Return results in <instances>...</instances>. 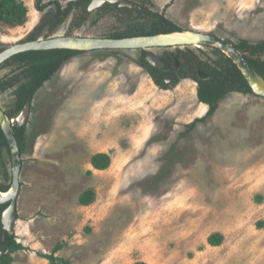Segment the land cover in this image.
Wrapping results in <instances>:
<instances>
[{
    "label": "rangeland",
    "instance_id": "374dc122",
    "mask_svg": "<svg viewBox=\"0 0 264 264\" xmlns=\"http://www.w3.org/2000/svg\"><path fill=\"white\" fill-rule=\"evenodd\" d=\"M22 1L27 21L0 24V49L21 42L53 6L39 11L34 0ZM55 1L65 7L70 0ZM140 1L183 29L264 40V0ZM107 4L88 11L80 26L73 24L81 10L72 9L56 36L72 28L76 36L102 37L133 19ZM212 48L191 46L207 61L221 56ZM166 50L175 48L148 51ZM139 56L140 49L83 51L35 93L13 233L25 248L12 253L13 264H48L37 253L57 243L55 254L71 264H264V97L254 103L250 94L230 92L187 130L205 113L196 83L183 78L160 89L135 62ZM2 63L0 81L17 71L16 62ZM14 89L0 92L4 110ZM239 103L254 104L257 114L236 112ZM102 151L110 165L94 169L90 156ZM3 156L9 162L6 150ZM87 188L94 201L80 205ZM213 233L223 237L219 246L207 243Z\"/></svg>",
    "mask_w": 264,
    "mask_h": 264
},
{
    "label": "trees",
    "instance_id": "16d2710c",
    "mask_svg": "<svg viewBox=\"0 0 264 264\" xmlns=\"http://www.w3.org/2000/svg\"><path fill=\"white\" fill-rule=\"evenodd\" d=\"M89 2L90 0H70L65 7H62L55 0L49 2L34 0L35 8L39 11H43L49 4L53 6H51L49 11H46L44 17L35 24L32 30L21 39V42L48 39L56 36L57 30L66 19L67 14L74 8H79L81 14L79 15V19L74 21L73 25L80 26L88 14L87 6ZM136 3L139 4L141 9L120 8L117 3L107 4L114 9L120 11L125 10L133 14V19L129 20L123 28L111 32L108 35H103L102 37L125 38L167 33L182 29L163 14L154 13L149 10L144 1L136 0ZM27 12L28 9L22 0H0V24L6 28L23 25L28 18ZM66 35H73L72 28L68 29ZM228 41L232 43L244 56L248 64L264 79V40L251 42L241 38L237 42ZM2 50L0 49V51ZM212 51L220 53L221 56L217 59L207 61L202 60L191 47H176L173 51L166 50L159 56L164 63L162 68L154 67L146 60L145 56L149 51L145 49H140V56L135 60L137 65L148 74L150 79L160 89H168L178 82H165L164 76L168 73L176 75L178 80L189 78L196 83L197 101L206 104L207 110L202 116L195 117L192 121L185 123L187 130L194 129L198 122L205 121L211 117L220 101L228 93L235 91L255 95L235 63L219 49L212 48ZM82 52L63 48L27 50L16 53L9 59H6L3 63L9 61L17 63V71L9 78L0 81V92L15 86V99L12 108L5 110L7 115L11 117L27 101L31 104L38 89L67 60ZM199 71L205 73V75H199ZM13 130L22 155L27 148V127L26 125L17 127L14 124ZM3 150H6L9 155L8 161H10L8 142L0 128V191L5 192L11 185L12 175L7 167L10 162L5 161ZM89 163L94 169L104 170L110 165V156L107 152H95L90 156ZM77 201L80 205H89L94 201V191L89 188L83 190L78 195ZM8 204L9 202L0 204V244H5L6 247V251L0 256V264H13L12 253L25 248L21 243L16 241L14 234H8L3 229L1 214ZM222 239L221 234L213 233L207 237V243L211 246H219L222 243ZM60 248L61 244L57 243L51 252H38L37 254L46 259L48 264H71L68 259L55 254ZM130 264L146 263L143 261H134Z\"/></svg>",
    "mask_w": 264,
    "mask_h": 264
},
{
    "label": "water",
    "instance_id": "95a60500",
    "mask_svg": "<svg viewBox=\"0 0 264 264\" xmlns=\"http://www.w3.org/2000/svg\"><path fill=\"white\" fill-rule=\"evenodd\" d=\"M105 3H117L119 7L141 9L139 4L130 0H90L87 10L91 11L101 7ZM201 45L219 49L238 67L245 78L247 84L255 95L264 97V79L248 64L244 56L228 40L210 33L195 31L192 29H181L167 33L154 35H141L125 38L89 37L76 35H60L48 39H38L31 41L17 42L9 45L0 51V64L12 55L27 50L43 49H72L79 51H89L93 49H145L150 50L155 47L176 48V47H200ZM146 60L157 68H162L164 63L160 57L152 52L145 56ZM204 76L205 73H198ZM165 82H177L178 78L174 74H166ZM30 102L27 101L23 107L9 117L6 111L0 106V128L2 129L10 151L11 161V185L7 191H0V204L9 202L1 214L3 229L8 234H13L18 219L16 211V201L19 195V177L22 167V156L16 140L13 125L17 127L26 125L29 113ZM6 251L5 244H0V256Z\"/></svg>",
    "mask_w": 264,
    "mask_h": 264
},
{
    "label": "crops",
    "instance_id": "0c3cea01",
    "mask_svg": "<svg viewBox=\"0 0 264 264\" xmlns=\"http://www.w3.org/2000/svg\"><path fill=\"white\" fill-rule=\"evenodd\" d=\"M248 96H250V97H252V98H249L250 100H252V101H256V102H254V103H257V102H260V100H262V99H259L260 97H258V96H255V95H248ZM231 102H235L236 103V101H230L227 105H229ZM200 106L203 108V111H202V113L201 114H203L204 112H206V108H207V105L206 104H204V103H200ZM220 106V108H222L224 111L227 109V107L226 106H224V105H222V104H220L219 105ZM243 111V114L244 113H250L251 115L252 114H257V110L254 108V104H251V105H249V106H247V105H244V104H242V103H239L238 105H237V108H236V112H239V111ZM236 114H234V116H235ZM238 115H240V114H238ZM198 117H200V116H198ZM102 152H104V151H102ZM90 164V163H89Z\"/></svg>",
    "mask_w": 264,
    "mask_h": 264
},
{
    "label": "bare ground",
    "instance_id": "6f19581e",
    "mask_svg": "<svg viewBox=\"0 0 264 264\" xmlns=\"http://www.w3.org/2000/svg\"><path fill=\"white\" fill-rule=\"evenodd\" d=\"M31 24H32V23H31ZM31 24H30V25H31ZM30 25H29V26H30ZM200 108H201V110H203V108H202L201 106H200Z\"/></svg>",
    "mask_w": 264,
    "mask_h": 264
},
{
    "label": "flooded vegetation",
    "instance_id": "af4514ba",
    "mask_svg": "<svg viewBox=\"0 0 264 264\" xmlns=\"http://www.w3.org/2000/svg\"><path fill=\"white\" fill-rule=\"evenodd\" d=\"M169 74V73H168ZM10 160V159H9ZM10 162V166H11V161H9Z\"/></svg>",
    "mask_w": 264,
    "mask_h": 264
}]
</instances>
